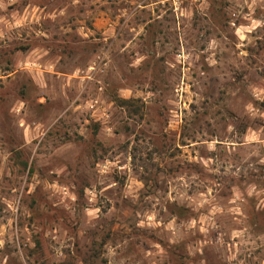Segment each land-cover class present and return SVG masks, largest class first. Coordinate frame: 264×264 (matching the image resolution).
I'll list each match as a JSON object with an SVG mask.
<instances>
[{
  "label": "rangeland",
  "instance_id": "374dc122",
  "mask_svg": "<svg viewBox=\"0 0 264 264\" xmlns=\"http://www.w3.org/2000/svg\"><path fill=\"white\" fill-rule=\"evenodd\" d=\"M0 264H264V0H0Z\"/></svg>",
  "mask_w": 264,
  "mask_h": 264
}]
</instances>
